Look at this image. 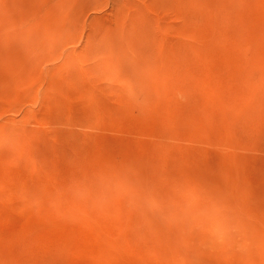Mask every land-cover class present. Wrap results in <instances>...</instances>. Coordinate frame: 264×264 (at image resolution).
Listing matches in <instances>:
<instances>
[{
  "label": "rangeland",
  "instance_id": "1",
  "mask_svg": "<svg viewBox=\"0 0 264 264\" xmlns=\"http://www.w3.org/2000/svg\"><path fill=\"white\" fill-rule=\"evenodd\" d=\"M0 264H264V0H0Z\"/></svg>",
  "mask_w": 264,
  "mask_h": 264
}]
</instances>
